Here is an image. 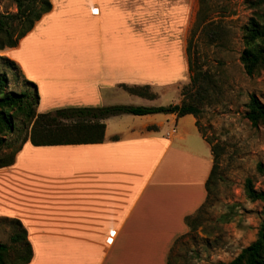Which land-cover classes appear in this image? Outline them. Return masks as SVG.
I'll list each match as a JSON object with an SVG mask.
<instances>
[{"label":"crops","instance_id":"crops-1","mask_svg":"<svg viewBox=\"0 0 264 264\" xmlns=\"http://www.w3.org/2000/svg\"><path fill=\"white\" fill-rule=\"evenodd\" d=\"M51 4L4 50L35 84L37 112L101 106L117 86L151 89L186 74L178 41L185 0L166 4L174 20L166 37L153 33L152 8L126 0ZM135 116L139 122L123 128L105 123L100 143L27 141L13 164L0 168V216L25 229L32 250L26 264H169L171 247L188 231L185 218L206 200L211 150L192 136V114ZM172 123L177 130L168 128Z\"/></svg>","mask_w":264,"mask_h":264},{"label":"rangeland","instance_id":"rangeland-1","mask_svg":"<svg viewBox=\"0 0 264 264\" xmlns=\"http://www.w3.org/2000/svg\"><path fill=\"white\" fill-rule=\"evenodd\" d=\"M185 1L187 10L184 21L180 24L181 28L179 27L178 41L185 49L187 64L190 58L192 65H196L209 77L208 90L202 92L200 113L195 118L199 132L195 129L192 136L198 142L203 143L205 140L216 145L219 157L217 179L210 185L207 201L200 211L189 215V222L185 219L188 231L171 247L168 262L213 264L216 261L231 260L252 242L262 218L264 201H250L244 192V181L250 178L256 190H264V174L256 169L258 163L264 165V124L252 126L244 117V112L250 94H255L264 105V70L259 75L250 77L245 74L239 60L242 50L241 27L252 14L249 0ZM175 2L176 0H126L130 7L141 5L152 8L151 12L156 15L150 21L153 33L161 37L171 33L170 26L174 24V20L167 16L168 6L171 5L166 4ZM15 11L14 2L0 0V13ZM157 12L162 13L159 15ZM187 47L190 48L189 51ZM5 49L7 47L0 50V71L7 74L9 89L22 90L25 84L19 69L8 68L4 59H1L6 58ZM192 73L187 65L184 77L168 85H151V92L156 93L152 99L128 94L123 87L117 86L102 104L155 106L177 104L182 100L191 101L193 89L189 87V79ZM136 118L132 114H120L108 117L104 122L109 130V127L123 128L138 123ZM169 125V129L177 130L173 123ZM183 128L190 129L189 125H184ZM25 133L26 130H21L7 139H14L13 147H17ZM190 134L189 139H192ZM207 144L209 145L208 142ZM8 219L10 218L0 216V242L9 246L10 257L14 259L20 244L10 241L14 231Z\"/></svg>","mask_w":264,"mask_h":264},{"label":"trees","instance_id":"trees-1","mask_svg":"<svg viewBox=\"0 0 264 264\" xmlns=\"http://www.w3.org/2000/svg\"><path fill=\"white\" fill-rule=\"evenodd\" d=\"M11 1L14 2L16 11L0 13V50L15 46L33 28L35 22L52 7L51 0ZM248 4L252 9V14L241 27L242 50L239 60L245 74L251 77L259 75L264 70V0H249ZM189 50L190 48L187 47V51ZM1 59H4V64L8 68L19 69L13 60L7 57ZM188 67L193 72L189 79V87L193 89V95L191 101L188 102L182 100L177 104L156 106L123 104L68 106L47 112H37L39 97L33 82L24 78L25 86L22 90L9 89L7 74L0 71V168L13 164L15 154L27 141L35 146L100 143L105 135L104 120L111 116L173 113L177 117L192 114L196 118L200 113L203 94L208 90L209 77L196 65H192L190 58H188ZM122 87L129 94L148 99L155 97L148 85H123ZM244 117L254 127L264 124V105L255 94L248 96ZM195 124L197 126V122ZM21 130H26V133L21 143L13 147L15 140L7 139V137L14 136ZM207 142L213 157V166L205 184L208 197L211 190L210 185L217 179L219 151L216 145ZM8 149H11L10 152H6ZM256 169L264 174L263 164L258 163ZM244 192L250 201H264V190H256L250 178L244 181ZM185 219L189 222V216ZM8 220L14 231L10 236V241L22 244V246L19 245L14 259H11L9 246L0 242V264H26L32 257L26 231L18 219ZM223 221H225L224 217ZM213 264H264V208L256 238L243 247L231 260L216 261Z\"/></svg>","mask_w":264,"mask_h":264},{"label":"built area","instance_id":"built-area-1","mask_svg":"<svg viewBox=\"0 0 264 264\" xmlns=\"http://www.w3.org/2000/svg\"><path fill=\"white\" fill-rule=\"evenodd\" d=\"M111 239V237L110 236H108V238L106 239L107 241H109Z\"/></svg>","mask_w":264,"mask_h":264}]
</instances>
